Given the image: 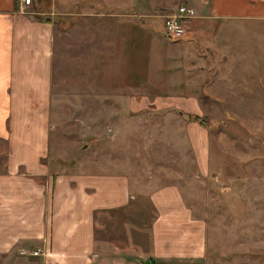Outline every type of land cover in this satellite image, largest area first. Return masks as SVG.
<instances>
[{
    "label": "crops",
    "instance_id": "1",
    "mask_svg": "<svg viewBox=\"0 0 264 264\" xmlns=\"http://www.w3.org/2000/svg\"><path fill=\"white\" fill-rule=\"evenodd\" d=\"M40 2L21 9V0H0V142L7 144L0 257L20 254L27 264H264V169H243L264 152L225 156L211 148L208 127L189 118L264 111V0ZM180 5L192 13L187 34L173 39L165 20ZM48 8L60 15L57 36L54 20L42 17ZM71 29L77 54L90 56V94L104 95L109 109L176 112L198 172L218 176L217 201L194 204L179 182L165 181L150 190L146 217L134 211L144 206L123 174L52 171L55 52L58 44L61 55L69 52ZM106 211L138 226L128 227V246L98 227ZM146 229L143 248L131 233ZM29 248L46 250L33 255Z\"/></svg>",
    "mask_w": 264,
    "mask_h": 264
},
{
    "label": "rangeland",
    "instance_id": "2",
    "mask_svg": "<svg viewBox=\"0 0 264 264\" xmlns=\"http://www.w3.org/2000/svg\"><path fill=\"white\" fill-rule=\"evenodd\" d=\"M36 5L43 6L42 2ZM53 9H43L41 12L43 18L54 20L57 36L60 15L57 9ZM69 20L64 21L65 27H69ZM68 38L72 39L69 52L61 55L58 44L53 67L48 158L52 171L123 174L128 178L130 190L138 193L137 200L144 206L134 211H145L146 217L151 212V208L146 207L150 190L165 181L179 182L186 199L194 204L203 205L205 200L212 203L217 201L218 176L207 178L198 172L185 135L184 120L176 112L168 110L148 108L146 111L130 112L109 109L112 105L106 102L104 95L90 94V56L82 60V55L77 54L73 41L74 29H71ZM82 75L88 77L84 83L79 80ZM259 107L264 108V103ZM200 116L211 133L213 150H220L225 156L235 155L238 150L264 152V111L222 109ZM6 151L7 144L0 142V170L5 167ZM251 159L246 168L243 167L246 173L264 169V164L259 165L264 162V156ZM231 193L227 196H231ZM202 209L196 208L200 212H203ZM97 218L98 227L104 224L103 228L107 229L104 231L105 237L120 246L130 244L128 227L133 224L138 229L134 222L129 223L131 219L127 215L120 212H101ZM140 231L145 236L141 232H132L131 236L143 248H147L148 229ZM20 256L0 257V264H27Z\"/></svg>",
    "mask_w": 264,
    "mask_h": 264
},
{
    "label": "built area",
    "instance_id": "3",
    "mask_svg": "<svg viewBox=\"0 0 264 264\" xmlns=\"http://www.w3.org/2000/svg\"><path fill=\"white\" fill-rule=\"evenodd\" d=\"M40 0H21V9H25L29 6L37 4ZM192 13V8L187 5L178 6L176 12L168 15L165 20V30L167 34L173 39H180L187 34L188 28L186 24V19ZM25 253L26 250H22ZM40 249H35L32 251L33 255L40 254Z\"/></svg>",
    "mask_w": 264,
    "mask_h": 264
},
{
    "label": "trees",
    "instance_id": "4",
    "mask_svg": "<svg viewBox=\"0 0 264 264\" xmlns=\"http://www.w3.org/2000/svg\"><path fill=\"white\" fill-rule=\"evenodd\" d=\"M189 118L192 119V120H195V121H199L201 124H204L205 125V120L200 115L192 114V115H189ZM150 264H152V260H151V263Z\"/></svg>",
    "mask_w": 264,
    "mask_h": 264
},
{
    "label": "water",
    "instance_id": "5",
    "mask_svg": "<svg viewBox=\"0 0 264 264\" xmlns=\"http://www.w3.org/2000/svg\"><path fill=\"white\" fill-rule=\"evenodd\" d=\"M142 262H143L144 264H150V263H151V260H150V259L142 260Z\"/></svg>",
    "mask_w": 264,
    "mask_h": 264
}]
</instances>
